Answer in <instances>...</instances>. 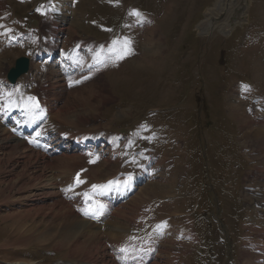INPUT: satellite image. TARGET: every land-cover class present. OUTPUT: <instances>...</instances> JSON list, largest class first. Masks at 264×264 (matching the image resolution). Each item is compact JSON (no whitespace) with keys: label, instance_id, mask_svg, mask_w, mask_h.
Returning a JSON list of instances; mask_svg holds the SVG:
<instances>
[{"label":"rangeland","instance_id":"obj_1","mask_svg":"<svg viewBox=\"0 0 264 264\" xmlns=\"http://www.w3.org/2000/svg\"><path fill=\"white\" fill-rule=\"evenodd\" d=\"M122 1L124 5L131 4L136 8L145 6V0ZM217 1L164 0L158 4V0H146L147 7L154 14L159 11L161 15L156 17V25L145 31L146 36L143 33L139 41L142 50L139 58L111 65L96 79L98 81L84 86L77 93L73 90L75 94L69 95L70 101L63 107L67 116L65 124L73 126L79 123V119L102 115L109 118L107 125L112 130H116L113 124L118 121L136 126L150 109H160L162 113L156 122L167 123L172 136L180 141L178 146H173L165 138L157 143V149L163 151L156 166L158 176L155 174L154 180L138 189L125 210H116L110 219L111 225L127 231L124 226L136 219L141 206L150 199L155 198L153 201L158 203L163 195L175 198L170 205L164 201L161 205L155 203L152 210L145 211L144 222L138 226L149 233L148 227L154 220L174 214L169 236L162 239L160 245L157 243L159 255L152 264H173L172 259L177 258L180 264H247L253 260L251 252L246 253L240 244L241 237L254 227L255 219L261 222L255 209L242 205L250 200L242 187L248 168L244 166L242 171H231V176L223 175L231 169L234 161L244 164L248 159L242 147L263 148L264 159V139L255 142L253 133H250L258 127L264 128V123H256L253 115L248 114L246 102L234 93V83L230 89L229 85L226 87V92L224 86L229 82L227 78L233 79L239 74L256 86L254 90L257 88L264 94V63L259 62L262 54L258 59L256 54L260 49L257 45L264 43V0H227L224 11L214 12ZM9 2L20 18L33 14L35 1ZM99 3L100 0H80L78 8L83 13L89 12L88 18L100 17L107 25L122 17L120 9ZM210 16L214 17L213 26L206 31L200 24ZM200 20L198 36L197 23ZM247 21L262 24L263 32L259 34L256 30L257 40L243 42L244 47L237 51L233 43L242 41L243 35L239 37L242 27L251 31L252 25ZM224 22L229 23L223 30L220 25ZM76 23H79L78 19ZM83 27L91 29L94 33L91 36L97 41L116 37L101 33L94 26ZM229 27V31L221 33ZM78 34H70L67 42ZM22 55L23 50L2 53L0 62L13 65ZM226 62L232 70L229 74L224 65ZM239 80L235 78L232 82ZM247 87L243 84L244 93L250 97L253 92L248 93ZM91 93L93 97H90ZM124 97V106L115 110L114 105ZM90 103L94 104L93 108ZM103 126L96 124L90 130ZM3 128L0 124V264H33L35 260L40 264H57L64 261V257L78 259L84 255L86 257L79 260L90 262L93 258L102 264H111L106 246L108 240L118 242L114 233L107 231L102 236L101 227L91 230L71 226V222L84 218L54 190L58 185H69V172L78 162L74 159L76 154L48 161L43 154L25 148L22 141L15 140ZM185 140L188 145L184 146ZM28 150L39 154L28 156ZM169 160L174 166L166 171L164 167ZM39 162L40 168L36 165ZM113 164L112 161L97 164L93 167L94 174L104 178L102 173ZM117 166L116 161L115 169ZM54 169L60 173L53 174ZM58 180L60 183L56 184ZM202 214L208 217L203 222L208 221L210 226L207 222L204 225L202 221L196 222L199 243L192 245L181 241L176 247L182 245L184 248L176 250L171 235L174 237L179 230L187 233L189 224L185 217L190 219ZM212 217L219 221H212ZM222 219L227 224L226 232ZM91 224L98 226L92 221ZM252 231L255 237H264V232ZM226 234L233 240L231 248ZM219 236L225 238V244L219 241Z\"/></svg>","mask_w":264,"mask_h":264},{"label":"bare ground","instance_id":"obj_2","mask_svg":"<svg viewBox=\"0 0 264 264\" xmlns=\"http://www.w3.org/2000/svg\"><path fill=\"white\" fill-rule=\"evenodd\" d=\"M228 4V2H227V0H218L217 2H216V4H215V9L213 10V8H212V10L215 12V11H219V10H223L224 11V9H226V5ZM210 13V12H209ZM210 14H208V16H209ZM213 18L214 17H208L207 19H205V20H203V22H201V24H200V26H201V28L202 29H204V30H210V28H211V26H213L212 25V23H213ZM240 18V17H239ZM230 22V21H229ZM229 22H224V23H222L220 26H221V28L224 30V28H225V26H228V23ZM213 28V27H212ZM205 32V31H204ZM137 58H139V57H137ZM136 58V59H137ZM108 66V64H106V65H104L102 68H100L99 70H101V69H103V68H105V67H107ZM91 83V82H90ZM113 83V82H112ZM84 85H82V86H80L79 88H75V93L76 92H78L79 91V89L81 88V87H83ZM72 94L74 93V91H72L71 92ZM90 97H93V95H92V93H91V95H90ZM91 104V103H90ZM93 105L94 104H91V106H90V108H93ZM61 117H63V119L61 120L60 118ZM67 116H66V113L64 112V109H59V110H57L56 111V113L54 114V119L55 120H61V122H63V123H65V118H66ZM80 117H82V116H79V118ZM81 122H82V120H80ZM79 121V122H80ZM56 123H60V122H58V121H55ZM259 122V124H263L264 123V120L263 121H258ZM3 129H5V130H7L6 128H3ZM8 131V130H7ZM247 133H249V131L247 132ZM250 133H253V136H254V139L253 140H255V142H261L263 139H264V128H262V127H258V128H256V130L254 129V130H252ZM15 138V137H14ZM15 140H16V138H15ZM18 140V139H17ZM19 141H22V140H19ZM23 143H24V141H22ZM24 147L25 148H28L29 149V147H27L26 146V144L24 143ZM35 151V150H34ZM37 152V151H36ZM40 153V152H39ZM39 153H35V152H33V151H31V150H28V156H30L31 154H34V155H38ZM74 154H76V153H74ZM73 153L72 154H70V155H74ZM89 155V154H88ZM88 155H84V154H76V158H74L75 160H83L82 158L83 157H86V156H88ZM44 158H46V156H44ZM48 161H50L49 159H48ZM48 161L46 162V164L48 163ZM79 162V161H78ZM76 164V163H75ZM72 165V164H71ZM74 167V166H73ZM71 170H72V167H71ZM92 170H93V168H91V175H92V177H93V179H95V180H99V179H97L98 178V176L96 175V178H95V176L92 174ZM108 171H112V168H109V166H108ZM113 172V171H112ZM72 174H74V172H72ZM109 176V175H108ZM96 182V181H95ZM62 199V198H61ZM64 203V202H63ZM62 203V204H63ZM70 206V205H69ZM170 215H174V214H167L166 216H170ZM112 221L110 220V219H108L106 222H105V224L104 225H98V226H96V225H94V224H91V221H89V220H80V219H77V220H75V221H73V222H71V226H75V228H77V227H81V226H83L84 228H89V229H91V230H94V229H96L97 227L99 228V227H101V228H105L106 226H107V224H109L110 226L107 228V230H109L110 231V229H114V228H119V232L117 233V234H114V236H115V238H116V241H120L119 239H117V235H119V233H120V231L122 230V228L121 227H118V226H113V225H111L110 223H111ZM166 230H167V228H166ZM107 232V231H106ZM106 232H104L103 230H101V233H102V236L104 235V234H106ZM108 233V232H107ZM164 235V234H163ZM178 235H180V233H178ZM189 234H184L183 235V237H187V239H189L191 236H188ZM179 242H180V240H179V238L177 237L176 239H175V247H176V245L177 244H179ZM179 249L180 248H184L182 245H181V247L179 246L178 247ZM178 248L176 247V250H178ZM72 251V250H71ZM76 252V251H75ZM71 254H73L74 253V251H73V253L72 252H70ZM74 255V254H73ZM84 257H86L85 255L84 256H81V257H79L78 259H84ZM261 257V256H260ZM91 258V257H90ZM92 260H93V258H92ZM90 260V262L91 263H94V262H98L97 261V259H95V260ZM81 262H84V263H90V262H88V260H80Z\"/></svg>","mask_w":264,"mask_h":264},{"label":"snow or ice","instance_id":"obj_3","mask_svg":"<svg viewBox=\"0 0 264 264\" xmlns=\"http://www.w3.org/2000/svg\"><path fill=\"white\" fill-rule=\"evenodd\" d=\"M133 15H136V16H139L140 13L139 12H134ZM113 45L116 46V45H119V47H114L111 51H113L115 57L119 60H122L124 59L126 56L128 55H131L132 54V49H131V42L130 40H127L125 39L123 41V43L121 44L120 41H113ZM33 98H29V100H32ZM38 107V104L36 105ZM39 135V134H38ZM35 142V141H34ZM129 180H131V177H129ZM76 183L79 184V183H82V181L79 179V177H77L76 179ZM100 186H97V185H93V189L95 190L96 188H98ZM87 195V194H85ZM85 215H89V214H92V215H95V213H89L88 211H85L84 212ZM123 251V249H122Z\"/></svg>","mask_w":264,"mask_h":264}]
</instances>
